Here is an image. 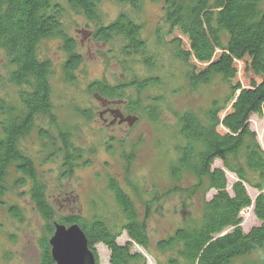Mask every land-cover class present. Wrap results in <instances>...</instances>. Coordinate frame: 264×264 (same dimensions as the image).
Listing matches in <instances>:
<instances>
[{"label": "trees", "instance_id": "obj_1", "mask_svg": "<svg viewBox=\"0 0 264 264\" xmlns=\"http://www.w3.org/2000/svg\"><path fill=\"white\" fill-rule=\"evenodd\" d=\"M123 1L133 8L140 3V0ZM156 1L164 4L167 25L160 36L161 44L173 46L174 58L188 69L191 86L207 83L215 75L228 85L222 102H212L204 118L190 112L178 116V135L184 144L177 147L179 156L171 168L175 179L183 172L195 177L191 190L214 193L204 201L199 223L190 220L177 227L158 240L153 251L145 220L138 215L128 194L113 180L109 181V188L118 205L113 220L94 212L89 219L75 213L55 221L81 227L96 264L97 244L107 248L109 264H147L146 255L155 264H264V150L249 124L252 115L264 114V0ZM61 4L57 0H0V51L7 58V77H0V84L17 88L19 104L12 105L7 98H0V203L8 192L6 180L13 168L19 173L14 183L31 182L28 194L46 222L49 237L54 229L50 219L55 214L44 184L37 179L31 157L21 147L22 137L41 118H47L50 126L37 127L43 151L48 152L46 158L61 157L63 176L87 163L81 148L70 141V131L56 123L49 83L51 65L37 52L42 40L59 37L67 53L63 63L66 80L73 81V70L82 58L75 42L65 33L62 22L65 9ZM66 5L82 12L88 20L97 18L96 0H67ZM140 31L137 23L120 15L107 26H98L93 37L106 43L120 37L124 40L121 50L127 56L140 57L147 50ZM143 61L150 63L148 58ZM153 82L157 83L136 79L114 86L93 81L87 91L108 99L125 98L126 109L134 112L139 99L127 98L126 91L131 87L138 91ZM148 116L155 120L158 110L148 109ZM215 160H220L221 167H212ZM226 173L235 178L230 189ZM247 189L257 192L254 200ZM179 191L178 187L170 190ZM251 205L258 224L245 232L240 212ZM9 211L12 217H20L15 206ZM123 232L127 241L120 244L117 239ZM47 240L43 238L40 242L41 264H54Z\"/></svg>", "mask_w": 264, "mask_h": 264}, {"label": "rangeland", "instance_id": "obj_2", "mask_svg": "<svg viewBox=\"0 0 264 264\" xmlns=\"http://www.w3.org/2000/svg\"><path fill=\"white\" fill-rule=\"evenodd\" d=\"M66 1L57 0L65 9L63 27L82 58L73 70V81L66 80L63 63L67 53L59 37L42 40L37 52L51 65L49 83L56 123L61 129L70 131V141L81 148L87 163L73 168L71 175L63 176L61 157L47 159L48 152L43 151L37 135V127L50 126L47 118H41L34 129L22 137L21 147L31 157L37 179L45 186L46 198L55 214L51 223L75 213L89 219L94 212L113 220L118 211L115 196L109 188V181L113 180L128 194L138 215L145 220L150 251H153L155 243L177 227L190 220L199 223L204 201L214 193L205 192V189L191 190L196 180L190 172L181 173L177 179L171 175V168L179 156L177 147L184 144L178 135V116L190 112L204 118V112L212 102H222L228 85L222 77L215 75L207 83L191 86L188 69L174 58L173 46L161 44L160 36L167 29L162 1L140 0L139 6L133 8L123 0H96L97 18L93 21L86 19L82 12L70 9ZM120 15H126L140 26V37L147 43L144 56H127L121 50L124 40L120 37L107 43L93 37L98 26H107ZM143 58H148L150 63L146 64ZM6 67L7 58L0 51L2 79L7 77ZM136 79L156 80L157 83L146 84L138 91L132 87L126 91L127 98L139 99L134 112L126 109L128 100L125 98L101 103L87 91L93 81L115 86ZM243 82L247 83L246 80ZM17 97L16 87L0 84V98H7L12 105L19 106ZM108 107L113 110L99 118V112L103 114ZM151 108L158 110L155 120L148 116ZM116 111L136 119L131 123L120 120ZM249 124L264 150V114L252 115ZM212 167H221L220 160H215ZM18 175L12 168L6 180L8 192L0 203V264H41L40 242L49 237L45 232L46 222L30 200L31 182L14 183ZM226 176L230 189L235 178L229 173ZM176 187L181 191L170 192ZM247 192L254 200L257 192L252 189ZM11 206L20 211L19 218L10 215ZM240 217L245 232L258 224L252 205L243 209ZM126 241L123 232L117 242L123 244ZM95 251L98 264H109L105 246L97 244ZM146 257L147 264H155L150 256Z\"/></svg>", "mask_w": 264, "mask_h": 264}, {"label": "water", "instance_id": "obj_3", "mask_svg": "<svg viewBox=\"0 0 264 264\" xmlns=\"http://www.w3.org/2000/svg\"><path fill=\"white\" fill-rule=\"evenodd\" d=\"M135 119L127 121L131 123ZM52 224L54 229L47 241L54 264H96V257L78 224L66 226L55 220Z\"/></svg>", "mask_w": 264, "mask_h": 264}, {"label": "flooded vegetation", "instance_id": "obj_4", "mask_svg": "<svg viewBox=\"0 0 264 264\" xmlns=\"http://www.w3.org/2000/svg\"><path fill=\"white\" fill-rule=\"evenodd\" d=\"M92 94V96L94 97V98H96V99H98L99 101H101V103H103V102H106V103H108L109 104V99L108 98H106V97H103V96H101L99 93H97V92H93V93H91ZM113 109H111L110 107H108V108H105V110L103 111V114H101L100 112H99V114H98V116H99V118H101L103 115H104V113H108V112H111ZM121 112L119 111H116V114H119V119L120 120H130L131 118H133V116H131V115H129V114H126V115H124V114H120ZM118 119V118H117ZM113 121H116V120H113ZM116 122H118V121H116ZM112 123V122H111ZM119 124H120V122H118ZM31 200V199H30ZM31 202H32V200H31ZM33 203V202H32ZM34 204V203H33ZM57 222V221H56ZM59 223V222H58ZM53 225V224H52ZM64 225H66V224H64Z\"/></svg>", "mask_w": 264, "mask_h": 264}]
</instances>
